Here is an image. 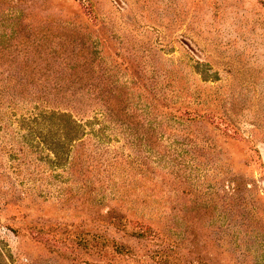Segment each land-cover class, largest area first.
Segmentation results:
<instances>
[{"label": "rangeland", "instance_id": "rangeland-1", "mask_svg": "<svg viewBox=\"0 0 264 264\" xmlns=\"http://www.w3.org/2000/svg\"><path fill=\"white\" fill-rule=\"evenodd\" d=\"M0 264H264V0H0Z\"/></svg>", "mask_w": 264, "mask_h": 264}]
</instances>
